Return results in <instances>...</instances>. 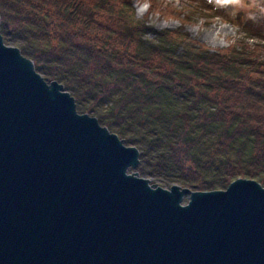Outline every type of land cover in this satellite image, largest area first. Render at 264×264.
<instances>
[{"label":"water","instance_id":"obj_1","mask_svg":"<svg viewBox=\"0 0 264 264\" xmlns=\"http://www.w3.org/2000/svg\"><path fill=\"white\" fill-rule=\"evenodd\" d=\"M139 154L0 31V264H264V186L162 187Z\"/></svg>","mask_w":264,"mask_h":264},{"label":"trees","instance_id":"obj_2","mask_svg":"<svg viewBox=\"0 0 264 264\" xmlns=\"http://www.w3.org/2000/svg\"><path fill=\"white\" fill-rule=\"evenodd\" d=\"M0 18L5 44L139 149L136 170L151 183L264 186V50L248 26L242 44L211 50L180 29H152L132 0H0Z\"/></svg>","mask_w":264,"mask_h":264},{"label":"rangeland","instance_id":"obj_3","mask_svg":"<svg viewBox=\"0 0 264 264\" xmlns=\"http://www.w3.org/2000/svg\"><path fill=\"white\" fill-rule=\"evenodd\" d=\"M157 2L171 10L158 13L156 8H153L149 12L150 0H132L136 17H146L152 29L158 31L180 29L209 49L218 50L233 46L236 42L242 44V41H246L242 40V37L245 34V27L248 26L251 31L246 33L256 34L250 43L264 50V0H157ZM212 4L222 6L221 9H217V15L202 8ZM146 178L150 179V182H156L153 178ZM187 200L188 196H184L182 202L187 203Z\"/></svg>","mask_w":264,"mask_h":264},{"label":"bare ground","instance_id":"obj_4","mask_svg":"<svg viewBox=\"0 0 264 264\" xmlns=\"http://www.w3.org/2000/svg\"><path fill=\"white\" fill-rule=\"evenodd\" d=\"M186 227V226H185ZM189 228V227H188Z\"/></svg>","mask_w":264,"mask_h":264}]
</instances>
